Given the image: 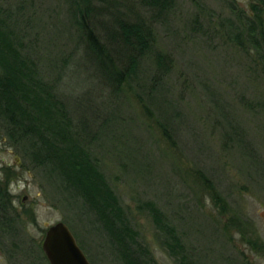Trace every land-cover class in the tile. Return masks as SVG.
<instances>
[{
    "label": "rangeland",
    "instance_id": "374dc122",
    "mask_svg": "<svg viewBox=\"0 0 264 264\" xmlns=\"http://www.w3.org/2000/svg\"><path fill=\"white\" fill-rule=\"evenodd\" d=\"M105 1L117 17L130 13L126 7L147 16L136 1ZM231 1L250 13V0ZM0 5L15 11L44 69L61 68L58 89L75 119L93 122L92 150L138 242L150 252L148 264L178 262L162 245L147 203L175 228L193 263L264 264V76L216 34L218 17L230 16L226 0H176L166 16H155L154 51L166 56V75L152 88L154 66L146 57L115 90L84 55L70 0ZM198 10L202 27H193ZM98 13L100 27L107 17ZM118 49L113 55L125 62ZM0 184L13 211V229L0 233V264H48L41 244L58 222L90 264H121L94 216L33 168L1 129Z\"/></svg>",
    "mask_w": 264,
    "mask_h": 264
},
{
    "label": "trees",
    "instance_id": "16d2710c",
    "mask_svg": "<svg viewBox=\"0 0 264 264\" xmlns=\"http://www.w3.org/2000/svg\"><path fill=\"white\" fill-rule=\"evenodd\" d=\"M131 1L143 7L147 16L136 17L131 14L132 8L126 7L130 13H118L117 17L107 10L105 0H70L72 23L84 55L111 88L118 89L134 74L139 61L152 56L154 73L150 84L157 89L168 63L163 53L154 51L153 18L166 16L176 0ZM250 1V13H245L226 0L230 16L218 17L216 34L248 56L255 70L264 76V0ZM97 12L107 17L100 27ZM201 12L198 10L200 16L193 19V27H202ZM25 29L17 27L15 11L0 5V129L8 144L18 148L33 168L41 169L59 190L80 201L94 216L121 264H148L150 252L138 242L139 233L130 225L92 150L93 122L75 119L58 89L61 68L53 65L51 72L44 69ZM113 47L119 48L121 58H127L125 62L113 55ZM198 175L205 186L209 185L203 173ZM7 191L0 184V233H9L13 227ZM213 200L217 202L218 197ZM145 206L163 236L166 252L178 264H195L163 213L153 203Z\"/></svg>",
    "mask_w": 264,
    "mask_h": 264
},
{
    "label": "water",
    "instance_id": "95a60500",
    "mask_svg": "<svg viewBox=\"0 0 264 264\" xmlns=\"http://www.w3.org/2000/svg\"><path fill=\"white\" fill-rule=\"evenodd\" d=\"M41 249L48 264H90L63 222L46 229Z\"/></svg>",
    "mask_w": 264,
    "mask_h": 264
}]
</instances>
